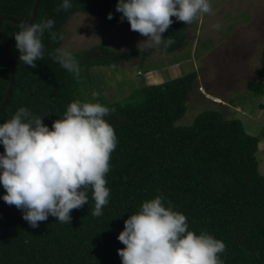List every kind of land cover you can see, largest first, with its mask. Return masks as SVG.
I'll return each mask as SVG.
<instances>
[{
	"label": "trees",
	"instance_id": "trees-1",
	"mask_svg": "<svg viewBox=\"0 0 264 264\" xmlns=\"http://www.w3.org/2000/svg\"><path fill=\"white\" fill-rule=\"evenodd\" d=\"M34 1L0 0V17L26 21ZM70 2V9L57 12L63 0H39L32 22L53 20L51 31L59 36L68 19L82 13L131 30L129 21L116 11L118 0ZM172 19L162 34L165 40L174 41L167 48L147 46L141 53L139 49L116 51L96 45L75 52L79 78L54 59L62 40L53 43L48 30L42 37L44 59L32 68L19 60L14 35L19 25L0 22V35L13 67V83L0 112V124L24 107L51 129L71 102H99L111 110L105 119L114 127L118 141L106 174L109 203L98 217L92 215L95 202L89 189L88 203L72 210L71 224L49 215L33 228L23 218V210L3 200L5 189L0 184V264H122L118 250L125 245L118 236L125 221L157 195L163 196L166 206L171 202L174 210L186 215L189 230L207 232L225 243L226 250L219 254L223 264H264V175L258 172L256 159L259 139L245 131L240 119L224 118L216 109L199 111L187 125L176 124L186 112L196 72L144 84L121 101H108L101 88H92L89 68L181 49L188 24ZM259 64L257 79L248 83L247 91L263 95L264 40ZM8 75V56L0 42V105ZM86 90L89 95L84 97ZM93 92L99 93L95 99ZM261 135L264 137V131ZM3 152L0 143V154Z\"/></svg>",
	"mask_w": 264,
	"mask_h": 264
},
{
	"label": "clouds",
	"instance_id": "clouds-1",
	"mask_svg": "<svg viewBox=\"0 0 264 264\" xmlns=\"http://www.w3.org/2000/svg\"><path fill=\"white\" fill-rule=\"evenodd\" d=\"M71 7L70 0H63L57 12ZM116 11L129 21L132 31L148 38L138 46L142 53V43L156 48L174 43L162 36L173 17L192 24L213 10L211 0H118ZM108 18L112 19V13ZM54 23L48 19L19 24L14 35L20 61L35 68L36 61L44 59L46 30L53 43L63 40V34L51 31ZM54 59L79 78V66L70 51L57 48ZM92 96L95 99L99 93ZM110 114L99 102L76 100L51 129L24 107L0 124L3 200L23 210V218L33 228L49 215L71 224L72 210L88 203L89 189L95 202L92 215H102L110 196L106 174L118 143L114 127L105 119ZM118 240L125 245L118 250L122 264H223L219 254L226 250L222 240L189 230L186 215L174 210L171 202L166 206L162 195L145 201L129 216Z\"/></svg>",
	"mask_w": 264,
	"mask_h": 264
},
{
	"label": "rangeland",
	"instance_id": "rangeland-1",
	"mask_svg": "<svg viewBox=\"0 0 264 264\" xmlns=\"http://www.w3.org/2000/svg\"><path fill=\"white\" fill-rule=\"evenodd\" d=\"M211 5L212 14L187 25L186 42L178 51L148 53L107 67L89 68L87 74L92 88H101L108 101H121L144 84L161 83L195 71L197 78L186 112L176 124H189L204 109H216L224 118L240 119L245 131L259 139L256 159L258 172L264 175V94L247 91L248 83L256 80L259 72L264 0H211ZM216 24L220 25L218 29ZM62 34L60 48L72 54L96 45L116 51L137 50L140 42L148 39L99 16L82 13L68 19ZM82 95L88 96L89 90Z\"/></svg>",
	"mask_w": 264,
	"mask_h": 264
},
{
	"label": "water",
	"instance_id": "water-1",
	"mask_svg": "<svg viewBox=\"0 0 264 264\" xmlns=\"http://www.w3.org/2000/svg\"><path fill=\"white\" fill-rule=\"evenodd\" d=\"M38 2H39V0H35L34 1L32 12H31V15H30L28 20H26V21H18V20H15V19H12V18H9V17H6V16H1L0 17V22L1 21H9V22H12V23L17 24V25H19L21 22L31 23L34 20V16H35V13H36ZM0 42H1L2 46L4 47L5 51L7 52L8 61H9L8 87H7L4 99H3V101H2V103L0 105V112H1L3 107H4V105L6 104V102L8 100V97H9V94H10V90H11V87H12V83H13V67H12V58H11L10 51H9L8 46L6 45L5 41L1 37V35H0Z\"/></svg>",
	"mask_w": 264,
	"mask_h": 264
}]
</instances>
